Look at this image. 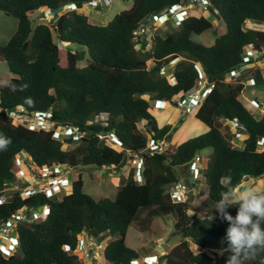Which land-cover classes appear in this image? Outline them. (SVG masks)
Instances as JSON below:
<instances>
[{
    "label": "trees",
    "instance_id": "1",
    "mask_svg": "<svg viewBox=\"0 0 264 264\" xmlns=\"http://www.w3.org/2000/svg\"><path fill=\"white\" fill-rule=\"evenodd\" d=\"M89 1L93 0H0V11L18 19L13 36L0 45V58L16 75L0 84V133L11 139L6 150H0V194H6L0 203V220L24 206L49 205L46 220L19 224L20 247L11 256L0 250V264H86L73 253L84 233L98 241L118 235L108 241L103 258L111 264H131L140 253L127 242L129 227L149 231L155 217L166 215L174 217L175 229L183 231L185 239L169 249L162 264H226L231 253L221 252L227 248L228 223L216 219L220 218L216 209H210L213 216L191 215V199L174 202L167 190L207 148H213V153L203 159L197 180L207 184L208 201L201 204L200 195H193L198 207L210 208L228 187L239 189L252 178H262L264 149L259 141L264 138V116L258 118L244 104L245 85L227 82L226 76L245 64L243 55L249 45L264 46V30L245 28L249 20L264 23V0H211L226 26L211 46L192 38L214 28L213 21L197 9L165 35L154 33L150 46L143 34L135 33L148 16L182 0H132L131 8L117 13L106 25L92 22L78 11ZM69 4L77 9L62 12L53 24L33 27L32 12L61 11ZM59 43L81 49L63 48ZM176 56L181 60L170 72L176 79L172 84L160 70ZM149 60H153L152 67L147 65ZM197 62L215 82L195 113L208 131L173 150L143 154V183L131 168L114 198L97 200L85 193L81 173L62 198H47L43 193L23 197L20 189L6 190L12 184H28L15 174L14 157L21 150L32 155L38 166L61 163L121 170L148 145L149 136L138 125L141 121L152 138L163 140L171 134L172 125H160L150 111L151 101L171 100L192 90L199 77ZM248 72V78L264 85L259 68ZM19 108L28 113L52 111V129L14 125L10 112ZM97 117L101 118L98 122ZM222 120L236 122V134H247L242 148L233 143L234 134L223 131ZM60 127H79L84 135L76 144L73 137L56 138L54 131ZM108 131L115 133L118 143L110 145L100 138ZM229 211L235 215L236 207ZM190 240L201 249L199 253L192 250ZM262 260L264 249H258L255 259L245 264H261Z\"/></svg>",
    "mask_w": 264,
    "mask_h": 264
},
{
    "label": "rangeland",
    "instance_id": "2",
    "mask_svg": "<svg viewBox=\"0 0 264 264\" xmlns=\"http://www.w3.org/2000/svg\"><path fill=\"white\" fill-rule=\"evenodd\" d=\"M99 3H101L100 6H92V5H84L83 8L79 9L78 11L81 13H84L89 16L90 20L92 22H96L100 25H106L110 20L113 19V17L126 9H129L133 5L132 0H112V2L109 5H105L103 3V0H97ZM65 11V7L61 9V11H53L48 9H40L37 12H32L30 14L33 27H36L39 23H48L53 24L57 18L61 15V13ZM205 15L211 19L214 23V28L206 31L202 34H194L192 38L198 42L202 43L204 45L211 46L215 43L216 38L218 35L224 33L226 31V26L224 23H221V19L216 18L209 13L205 12ZM144 25L147 26H154L156 27V33L165 35L167 32H170L173 30V28H176L177 26L172 22L169 21L167 24L159 26V23L156 21V16H148L144 21ZM18 27V19L14 16H8L3 11H0V45H4L15 33ZM245 28H255L264 30V23L249 20L245 23ZM59 45L63 48L68 47L70 49H73L75 51L80 50L81 48L76 44H62L59 43ZM140 47V45H138ZM88 57V54H86V58ZM85 64L84 62H81L80 65L83 66ZM148 67H152L154 65L153 60H149L147 62ZM249 72H243L242 78L249 79L248 78ZM16 77L15 74L10 72L8 68V63L5 59L0 58V84L9 82L12 78ZM239 79V78H238ZM227 80L231 82L232 84H236L237 78L235 76L233 77H227ZM242 100L244 104L258 117L261 118L264 116V85H256V86H250L248 85L247 88H245L243 94L241 95ZM154 102V100H153ZM152 102V103H153ZM151 112L158 123L160 125L165 124V120L169 119L170 122L174 121L175 118H177L180 115V111L182 110L177 109L176 107L170 106L167 109H164L163 112H156L154 109L153 104H151ZM22 110V109H21ZM185 114V113H184ZM184 117L186 118L184 120ZM180 120V119H179ZM178 120V121H179ZM183 122L182 125H173L174 135L173 140L170 142V149H175L176 145L186 141L188 139L198 137L199 135H202L208 131V128L205 124L200 122L196 117L195 113H188L187 115H184L183 118L181 117V120ZM144 121H141L138 125L141 131L147 132V130L144 128L145 123ZM224 123V132H228L229 134H234L235 138H233V143L239 147L242 148L244 146V134H236L238 125L236 122L228 121V120H222ZM17 123V119H13V124L15 125ZM178 123V122H177ZM172 125V124H171ZM228 134V135H229ZM77 142H75L76 144ZM213 153V148H207L204 149L199 155L198 159L203 164V159L207 155H211ZM127 163H131V160H128ZM126 165L119 171H117V168L114 166H106L104 168H97L95 166H77L76 172H78L75 176L73 175L74 180H76L79 176V174H82L83 180L85 182L84 184V192L91 195L95 199H102V198H114L116 196L118 187L125 183V178L128 175V166ZM130 172V171H129ZM72 175V174H71ZM182 178V177H181ZM188 176H184L183 179H187ZM189 181V180H188ZM203 181V180H202ZM192 183H188L189 192L191 195V205H190V214H198L200 217L212 215L213 212L210 209H215L214 206L212 207H198L197 203L193 201V195H200V199L202 201L201 204H204V202L208 201V186H200L196 190V194L194 193ZM248 186L255 187L258 191H264V179L258 178V179H252L251 181L243 183L239 190H243L244 188ZM71 191V187H66L59 195L60 197L64 193H69ZM6 195V194H5ZM1 197V196H0ZM211 202V201H210ZM42 213V210L38 207L33 209V213ZM217 220H220V218H216ZM177 230L175 229V219L172 215H166V216H160L155 217L153 220V225L151 230L149 231H140L133 225L129 227L127 231V242L130 247L134 248L136 251L140 253V257L146 256V255H158V254H166V252L169 251L171 246L167 244V240L175 233ZM82 237V235H81ZM80 237V238H81ZM113 239L117 238L118 235L111 236ZM110 236L106 237V239L103 241V243L107 244V242L111 239ZM185 239V238H184ZM95 243H97L94 240ZM190 246L192 250L195 253H199L201 249L190 240ZM79 260L86 264H111L107 260H105L101 256L96 257L95 259L91 260L92 258L87 257V255L80 253L79 250H76L73 252ZM164 255H161L162 257H159L160 263H162V258ZM263 260L261 264H263Z\"/></svg>",
    "mask_w": 264,
    "mask_h": 264
},
{
    "label": "built area",
    "instance_id": "3",
    "mask_svg": "<svg viewBox=\"0 0 264 264\" xmlns=\"http://www.w3.org/2000/svg\"><path fill=\"white\" fill-rule=\"evenodd\" d=\"M108 5L112 0H104ZM92 6H98L100 3L97 1L89 2ZM212 8V12H211ZM71 9V8H68ZM67 9V10H68ZM199 9L203 14L209 13L214 16L219 15L218 8L214 7L210 0H182L180 3L173 5L169 9L163 11L157 15V22L159 26L167 24L172 21L175 25L179 26L183 20L187 18L190 10ZM155 29L151 27H145L135 30L136 34H143L144 38L148 42V46L153 41V34ZM245 63L244 67L232 72L231 77L240 78L243 72L248 68L260 67L264 69V46L256 48L254 45H249L243 55ZM176 60H173L161 67V75H169L170 71L174 69ZM199 77L192 90L189 92H181L175 96L172 100L159 99L157 101V107L160 109L166 108L168 105L174 106L184 113H193L198 110L203 100L211 93L215 87V82L210 80L209 74L205 70L204 66L200 63L195 65ZM228 81V80H227ZM173 84L176 83L175 78H171ZM251 85H256L255 79L250 80ZM40 113H28L21 109H17L10 112L13 119H17L15 125L25 124L33 130H50L52 129V122L46 121L41 118ZM84 132L79 127H62L55 130V136L57 138H69L73 137L74 142H79ZM101 139H104L108 144L113 145L118 143L119 140L113 132H106L99 135ZM261 149H264V138L259 141ZM169 150V142L166 139L161 141L151 138L148 146L140 153L135 155L133 162L136 166V178L139 183L144 181V168L142 164L143 154L163 153ZM14 165L16 167V176L18 179L27 181V185L12 184L7 189H20L23 197H29L36 193H44L46 196L51 197L54 193L60 192L64 187L70 184V177L76 173L75 167L65 164L56 163L54 165L38 166L33 157L24 150H21L14 157ZM191 178H197L201 176V167L198 160H194L191 165ZM72 174V175H71ZM264 179V174L262 175ZM5 192V191H4ZM168 192L174 202H188L190 200L189 188L184 180H178L169 189ZM3 197L0 200L2 203L6 195L0 194ZM38 208V207H35ZM27 206L22 207L20 210L13 213L7 220H0V250L5 256H11L18 251L20 246L18 226L20 223H40L44 221L48 213V205L40 206L42 213H33V209ZM94 240L97 242L95 243ZM106 244L103 241H98L97 238L83 234L79 240V244L76 250L80 253L87 255V257L95 259L103 254ZM75 250V251H76ZM74 251V252H75ZM100 256V257H101ZM82 261V260H81ZM84 262V261H83ZM131 264H160L159 259H154L153 256H145L137 258L131 261Z\"/></svg>",
    "mask_w": 264,
    "mask_h": 264
},
{
    "label": "clouds",
    "instance_id": "4",
    "mask_svg": "<svg viewBox=\"0 0 264 264\" xmlns=\"http://www.w3.org/2000/svg\"><path fill=\"white\" fill-rule=\"evenodd\" d=\"M93 1H97V0H93ZM91 2V1H89ZM89 2L87 3V5L90 6ZM98 2V1H97ZM103 3L105 4L104 0H103ZM210 3H211V0H210ZM212 4V3H211ZM101 3L98 5L100 6ZM106 5V4H105ZM109 5V4H108ZM175 5V4H174ZM96 7V6H95ZM172 7V6H171ZM215 7V6H214ZM68 8H71V9H68ZM68 9V10H67ZM74 9H77L76 5L75 4H69V5H66L65 6V11H70V10H74ZM169 9V8H168ZM193 10V9H192ZM190 10V12L192 11ZM199 10V9H197ZM219 10V9H218ZM63 11V12H65ZM190 12H189V15H190ZM212 12V10H211ZM202 13V12H201ZM220 13V11H219ZM161 14V13H160ZM203 14V13H202ZM159 15V14H158ZM188 15V16H189ZM205 15V14H204ZM212 15V14H210ZM157 16V15H155ZM187 16V17H188ZM206 16V15H205ZM214 16V15H212ZM207 17V16H206ZM216 18H219L221 19V15H216L214 16ZM186 19V18H185ZM156 21H157V18H156ZM222 23V22H221ZM177 26V25H176ZM143 28L145 27H151L153 29H155L156 31V27L154 26H147V25H143L142 26ZM154 31V33H156ZM173 60H176L174 63V65L176 66L177 62L181 60V57L179 56H176L174 59H172L171 61ZM244 60V59H243ZM169 61V62H171ZM168 62V63H169ZM245 62V61H244ZM197 63H200V62H197ZM167 64V63H165ZM201 64V63H200ZM196 65V64H195ZM202 65V64H201ZM245 65H248L247 63H245L242 67H244ZM241 67V68H242ZM205 68V67H204ZM256 68H259L263 74H264V69H261L260 67H255V68H248L247 70H245L246 72H248L250 69H256ZM175 69V67H174ZM171 70V71H174ZM206 70V69H205ZM239 70V69H238ZM161 71V70H160ZM170 71V72H171ZM237 71V70H236ZM244 71V72H245ZM235 72V71H234ZM161 74V73H160ZM231 74V73H230ZM229 75L226 76V81H227V77H231ZM163 76H168L170 82H171V78H174V77H171V75H163ZM243 76V75H242ZM252 78H249V79H243L242 77H240L239 79L237 78V81L236 82H241L245 85V88H247L248 85L250 86H256V85H251L250 84V80ZM255 79V78H253ZM176 80V79H175ZM214 82V81H213ZM229 82V81H227ZM255 82H256V79H255ZM172 83V82H171ZM231 83V82H230ZM173 84V83H172ZM12 89L15 90L16 86L15 85H11ZM24 87H27L26 85ZM245 90V89H244ZM212 92V91H211ZM244 92V91H243ZM181 93V92H180ZM243 94V93H242ZM177 96V95H176ZM175 97V96H174ZM159 99H163V98H159ZM159 99H155L154 102L153 100L151 101V104H153L154 108H157L159 110H164V109H167L169 108L171 105H168L166 108L164 109H160L157 107V101ZM164 100H168V99H164ZM172 100V99H171ZM153 102V103H152ZM174 107V106H172ZM19 109H22L23 111H25L23 108H19ZM199 109V108H198ZM151 111V109H150ZM26 112V111H25ZM197 112V111H196ZM194 112V113H196ZM36 113V112H35ZM184 113V112H183ZM34 114V113H33ZM185 114H188V113H185ZM40 116L41 118H43L44 120L46 121H51V118H52V111H47V112H42L40 113ZM101 118L100 117H97L96 121H100ZM145 123V121L143 122ZM62 128V127H60ZM65 128V127H64ZM74 128V127H72ZM59 129V128H57ZM51 130V129H50ZM56 130V129H55ZM173 130V129H172ZM108 132H111V131H108ZM54 134H55V131H54ZM115 134V133H114ZM171 134H172V131H171ZM170 134V135H171ZM149 136V142L151 140V136L149 135V133L147 134ZM247 135V134H246ZM56 137V136H55ZM57 138V137H56ZM155 139V138H154ZM167 140V138H165ZM157 140V139H155ZM158 141H161L158 139ZM168 141V140H167ZM172 141V140H171ZM171 141H168L169 142V150L167 151H170V142ZM261 141V140H260ZM148 142V144H149ZM11 143V139L10 138H5L4 135L2 133H0V150H6L7 148V145ZM148 146V145H147ZM261 147V146H260ZM138 154V153H136ZM135 154V155H136ZM200 154V152L198 153V155ZM198 155L196 157L195 160H198L199 163H200V167H201V171H202V167H203V164L201 163V161L198 159ZM32 156V155H31ZM135 158V156L133 158H131L130 160L132 161V168H135L136 170V166L133 162V159ZM143 160V159H142ZM194 161V160H193ZM192 161V162H193ZM191 162V163H192ZM190 163V165H191ZM56 164V163H55ZM61 164V163H60ZM143 164V168H144V163L142 162ZM54 165V164H53ZM66 165V164H65ZM68 165V164H67ZM190 165L188 166L189 167V170L190 172L188 173V178L185 180L183 178H180L179 180H184L187 185L188 183H191L190 181H195V183L197 182L196 180L198 178H200L201 176L197 177V178H191L190 175H191V167ZM71 166V165H70ZM41 167V166H40ZM75 167V170L77 169V166H73ZM78 172L74 173V176L77 174ZM136 173H137V170H136ZM143 174H144V171H143ZM80 175V174H79ZM73 176V175H72ZM72 176L70 177V187L72 188V185H73V182L75 181ZM79 177V176H78ZM263 178V177H262ZM78 179V178H77ZM144 180H145V174H144ZM189 180V181H188ZM144 182V181H143ZM141 182V183H143ZM24 186V185H23ZM68 185L66 187H69ZM172 186V185H171ZM170 186V187H171ZM64 187L60 192L58 193H54V195H52L51 197H48L46 196L47 198H53L55 196H58L59 198H62V196L66 193H64L61 197H60V193L66 188ZM169 187V188H170ZM168 188V189H169ZM168 191V190H167ZM42 193V192H41ZM169 193V192H168ZM36 194H39V193H36ZM34 194V195H36ZM44 194V193H43ZM32 195V196H34ZM189 195H190V192H189ZM190 199H191V195H190ZM190 201V200H189ZM43 205H48V204H43ZM41 205V206H43ZM236 207V214L235 215H232L229 211L230 208L232 207ZM40 207V206H39ZM214 208L217 210V212L219 213L220 215V219L222 221H226L228 223V227L226 229V235H225V240L227 241V248L226 249H223L221 254H223V251H229L231 253V255L228 257L227 261H226V264H245L246 261H249V260H253L255 259V256H256V252L258 249H264V191H258L255 187L253 186H248L246 188H244L243 190H239V189H235L233 187H228L226 190L222 191L220 193V198L219 200L216 202ZM48 209H49V205H48ZM48 213H49V210H48ZM48 213H47V217H48ZM46 217V218H47ZM46 220V219H45ZM86 234V233H84ZM83 235V234H82ZM105 240V239H104ZM103 240V241H104ZM19 242H20V239H19ZM108 243V242H107ZM107 246V244H106ZM20 247V246H19ZM104 251V250H103ZM161 255H164V254H161ZM161 255H159V257H162ZM146 256H151V255H146ZM103 257V254L102 256ZM145 257V256H143ZM154 257V256H153ZM159 257L155 258L154 259H158ZM141 258V257H140ZM162 264V263H160Z\"/></svg>",
    "mask_w": 264,
    "mask_h": 264
},
{
    "label": "crops",
    "instance_id": "5",
    "mask_svg": "<svg viewBox=\"0 0 264 264\" xmlns=\"http://www.w3.org/2000/svg\"><path fill=\"white\" fill-rule=\"evenodd\" d=\"M151 110H153V109H151ZM156 112H163L164 110H159V109H157V108H155L154 109ZM153 114H155V113H153ZM184 115H187V114H184L183 112H181L180 111V115L177 117V118H175L174 119V121H171L170 122V120L169 119H167V120H165V124H172V129L174 128L173 127V125L175 126L176 124L177 125H182L183 124V122L182 121H180L181 120V117L183 118V116ZM180 119V120H179ZM186 118L184 117V120H185ZM179 120V121H178ZM178 122V123H177ZM174 131L175 130H172V140H173V133H174ZM247 137V135L246 134H244V139ZM182 143V142H181ZM180 144V143H179ZM179 144H177V145H179ZM176 145V146H177ZM201 153V152H200ZM127 166H128V173H129V171L131 170V168H132V164L131 163H127ZM183 172H184V176H188V173L190 172V170H189V167H185L184 168V170H183ZM253 179V178H252ZM252 179H250L249 181H251ZM197 182L195 183V181H190L191 183H192V185L193 184H195L194 186H193V190H194V193L196 192V190L200 187V186H207V184L204 182V181H202V182H198L199 180H196ZM248 182V181H247ZM196 194V193H195ZM197 195V194H196ZM168 252H166V254H167ZM159 255H161V254H158V255H154V257L155 258H157V257H159Z\"/></svg>",
    "mask_w": 264,
    "mask_h": 264
},
{
    "label": "water",
    "instance_id": "6",
    "mask_svg": "<svg viewBox=\"0 0 264 264\" xmlns=\"http://www.w3.org/2000/svg\"><path fill=\"white\" fill-rule=\"evenodd\" d=\"M212 10V8H211ZM221 22L223 23L224 21L221 19ZM168 141L172 140V134L169 135L167 137ZM185 238V234L183 231H177L175 232L168 240H167V244L171 247L177 245L178 243H180L181 241H183Z\"/></svg>",
    "mask_w": 264,
    "mask_h": 264
}]
</instances>
